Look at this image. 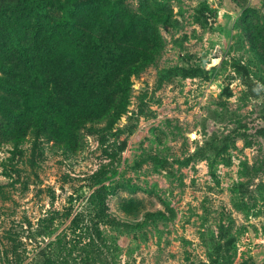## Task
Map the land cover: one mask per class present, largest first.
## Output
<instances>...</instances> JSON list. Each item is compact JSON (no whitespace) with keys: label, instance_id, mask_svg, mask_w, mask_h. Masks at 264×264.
<instances>
[{"label":"rangeland","instance_id":"374dc122","mask_svg":"<svg viewBox=\"0 0 264 264\" xmlns=\"http://www.w3.org/2000/svg\"><path fill=\"white\" fill-rule=\"evenodd\" d=\"M113 1L157 17L104 71L137 63L124 91L78 86L103 63L95 24L85 52L62 40L69 85L0 111V264H264V0ZM101 188L119 221L95 217L84 246L73 218Z\"/></svg>","mask_w":264,"mask_h":264},{"label":"trees","instance_id":"16d2710c","mask_svg":"<svg viewBox=\"0 0 264 264\" xmlns=\"http://www.w3.org/2000/svg\"><path fill=\"white\" fill-rule=\"evenodd\" d=\"M123 14L126 15L125 21H119ZM149 17L135 13L123 1L0 0V111L17 115L21 111L20 101L26 100L27 87H34L38 79H47L50 74L53 84L69 85L71 81L59 73L55 62L56 56L64 51L62 40L67 32L71 33L70 38L76 51L79 54L85 52L89 48L88 32L95 24L102 25L103 28L91 50L98 52L103 63L100 66H90L78 86L86 88L95 83L109 89L112 94L124 91L125 80L135 72L138 64H125L114 77H111L110 72L104 71L111 70L119 63L120 58L123 59V44L129 42L136 30V23H141L145 28L151 26L156 29V13L151 12ZM98 20L104 21L99 23ZM112 45L121 49V52ZM245 82L250 89H254L250 75H247ZM122 111L119 107L109 114L99 113L98 117L108 116L109 127L116 122ZM91 118L94 119L95 115ZM92 128L98 129L93 125ZM96 195L99 202L90 222L83 220V225H80L79 215L73 218L74 230L81 229L78 234L79 242L83 240V234L91 238L84 246L93 245L96 241L90 234L92 225L97 224L94 222L96 218L103 222L119 221L109 210L107 189L97 190Z\"/></svg>","mask_w":264,"mask_h":264}]
</instances>
